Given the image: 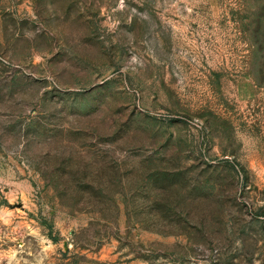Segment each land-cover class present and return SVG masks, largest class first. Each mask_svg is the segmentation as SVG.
Segmentation results:
<instances>
[{
  "label": "rangeland",
  "instance_id": "rangeland-1",
  "mask_svg": "<svg viewBox=\"0 0 264 264\" xmlns=\"http://www.w3.org/2000/svg\"><path fill=\"white\" fill-rule=\"evenodd\" d=\"M0 264H264V0H0Z\"/></svg>",
  "mask_w": 264,
  "mask_h": 264
}]
</instances>
